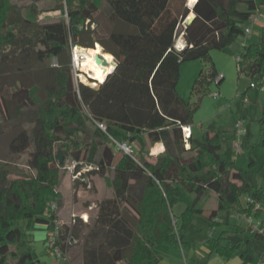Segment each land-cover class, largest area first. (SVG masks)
<instances>
[{
  "label": "trees",
  "instance_id": "trees-1",
  "mask_svg": "<svg viewBox=\"0 0 264 264\" xmlns=\"http://www.w3.org/2000/svg\"><path fill=\"white\" fill-rule=\"evenodd\" d=\"M104 1L105 10L93 0H65L54 10L64 11L67 20L41 23L38 16L45 10L35 3L33 18L23 15L12 0H0V100L5 111L0 126L13 123L19 129L9 143L11 154L32 148L25 164L30 172L14 161L0 160V264H40L19 222L27 219L54 230L58 226L63 207L57 189L63 165L58 149L77 163L76 171L87 165L95 167L92 173L111 168L114 174L109 180L114 197L98 205L85 239L83 264H160L174 246L192 242L188 228L195 215L203 214L198 203L207 190L218 195V206L208 216L212 228L219 225L221 211L243 217L263 214L264 189L247 178L231 145L222 148L224 138L232 142L234 133L207 130L196 141L192 131L186 146L183 127H193L199 104L180 96L177 85L181 64L197 59L209 62L210 70L207 75L200 72L193 91L199 92L208 78L217 79L211 51L225 50L237 37L246 36L244 27L264 0H196L192 5L190 0ZM191 12L195 17L185 26ZM179 34L185 40L180 49ZM258 38L246 45L238 60L240 74L256 83L264 78V25ZM97 42L114 56L116 66L103 83L91 87L76 81L71 48H94ZM223 79L219 77L218 85ZM35 85L40 100L30 105ZM89 122L95 130L86 146L75 136ZM261 123L264 128V116ZM135 142L140 148L122 151L116 160L110 143ZM148 142L151 147L165 145L155 162ZM241 196L254 202L244 205ZM181 203L185 209L178 214L175 208ZM256 203L261 208L256 209ZM235 227L209 237L207 259L216 252L228 260L238 256L240 264H261L264 246L256 242H264V233ZM236 235L242 237L233 242L230 237ZM191 261L188 264H195L197 258Z\"/></svg>",
  "mask_w": 264,
  "mask_h": 264
},
{
  "label": "rangeland",
  "instance_id": "rangeland-1",
  "mask_svg": "<svg viewBox=\"0 0 264 264\" xmlns=\"http://www.w3.org/2000/svg\"><path fill=\"white\" fill-rule=\"evenodd\" d=\"M12 2L20 8L23 15L28 17L34 18L31 8L33 3L36 4L38 10H45L40 14L44 19L38 16V20H41V23L56 22L62 19L67 20L64 11L54 10L56 6L64 5L65 0H12ZM93 2L105 10L106 4L104 0H93ZM240 8L245 9V6L241 5ZM259 12L263 14L264 8H260ZM181 37H183L182 34H179L177 38L179 39ZM258 40V36L252 34L239 36L225 50L213 49L211 51L212 61L219 75L223 76L224 79L218 85L216 79L210 80L208 78L199 92L193 91L195 81L202 70L205 75L209 73L210 63L201 59L183 62L180 68V79L177 85V91L185 100L199 104V108L193 118L194 138L196 141L201 140L202 133L207 130L223 131L226 134H232L235 132L236 122L238 120L244 122V127L247 132L244 139L246 138L247 143L243 146V152L239 156L234 153L237 156L239 165L246 171L247 178L255 185L264 189V128L261 123V118L264 113V92L258 88L250 87L251 79L246 74H240L237 60V56L244 50L247 44L256 43ZM38 69L39 66H35L33 71L34 76H37L36 72H38ZM78 74L80 75L78 77L79 82L92 87V80L88 79V75L81 68ZM38 76H40V73ZM99 84L101 83H98L94 87H98ZM214 93L219 94L213 96ZM31 96L32 98L29 100L30 105L39 102L40 94L37 85L31 88ZM0 118H5V111L1 100ZM18 130V127H14L13 123L1 124L0 160L14 161L20 168L30 172L25 164L28 158V152L32 148L22 155H14L9 152V143L17 134ZM94 130L95 125L89 122L87 129L75 136V139L80 140L83 145L90 146ZM232 142L225 137L222 143L223 150L228 145L232 146ZM110 145L115 150L116 160H118L122 155V151L125 150L121 144L110 143ZM151 145L148 142L149 150ZM138 148H140L138 142L132 144V150H137ZM56 151L57 154L59 152L62 153L63 163L59 173V184L57 186L63 201V207L58 211L59 220L57 224L61 226L59 247L61 248V254L70 264H82L85 239L97 217L98 205L103 200L114 197L113 187L109 183V180L113 179L114 174L111 168L106 169L104 174L92 173L95 167L82 165V173L76 175L77 163L69 154H66L60 149ZM149 155L151 162H155L157 155L156 157H153L151 153ZM58 162L60 163V161ZM188 195L193 199V195ZM240 200L242 204H246V196H241ZM198 207L204 209V213L195 215L192 224L188 228L189 236L199 244L198 251L204 256L202 259L198 258L195 264H240L241 260L238 256L228 260L216 252L210 256V259H207L210 249L206 246V242L209 237H218L222 231L230 230V225L236 226L240 222L244 226L247 225V230H252L254 227L264 230V207L262 206V216L253 217V225L245 217L241 218V220L237 219L238 217L233 215V211H221L219 221L222 224H219V227L217 224L215 228L209 226L208 220L210 212L217 207V199L212 195V191L207 190L205 192ZM184 209L185 205L181 203L176 206L175 211L180 214ZM19 227L32 240L33 256L39 260L40 264H62V258L56 255L55 250L51 248L50 244L51 237L54 235V229H49L47 225L27 219L21 220ZM230 238L233 242L236 241V239ZM256 244L259 247L264 246L263 241H257ZM191 245L192 242L190 244L186 242L183 246L179 245V251L186 253L188 247H191ZM169 256L160 264H185L184 262H175ZM261 264H264V260Z\"/></svg>",
  "mask_w": 264,
  "mask_h": 264
},
{
  "label": "built area",
  "instance_id": "built-area-1",
  "mask_svg": "<svg viewBox=\"0 0 264 264\" xmlns=\"http://www.w3.org/2000/svg\"><path fill=\"white\" fill-rule=\"evenodd\" d=\"M51 13V12H49ZM40 18L42 19V16H40ZM262 21L264 23V13H260L259 11L255 14L254 18L244 27V30H245V33L246 35H250L253 33V29L251 26L254 25V23L256 22H260ZM88 24H90V20H87L85 22V26H87ZM90 26L94 27L95 24H91ZM79 45H73L72 48H71V54H72V69H73V73H74V76H75V79L77 82L78 81V77H80L81 73L78 74L79 70H80V63L78 61V59H76V55L74 53V50L76 49V47H78ZM240 55L237 56V60H240ZM51 65L52 66H58V61L56 58H53L51 60ZM221 76V75H220ZM219 76V77H220ZM219 77L216 79V81L218 82V79ZM90 80L93 81L92 78H88ZM94 87V86H92ZM250 87L251 88H258L260 89L261 91L264 92V78L261 82L259 83H256V82H252L250 83ZM219 93H214L213 96H217ZM99 126L105 130V126L104 124H99ZM183 132H184V139H185V142H186V146L189 147L190 146V138H191V134H192V128L191 126H185L183 127ZM246 128L244 127V122L242 120H238L236 122V125H235V132H234V135H235V138L232 142V147H233V151L237 154V155H240L242 152H243V139L246 135ZM122 148L127 152V153H132V145H129L127 143H124V144H121ZM77 165V164H76ZM82 173L81 171H76V175L77 174H80ZM246 202H249V203H253L254 201L250 198V197H246ZM52 208L55 209L56 208V204L55 203H52ZM256 209H259L261 208V205L256 203V206H255ZM247 219V221L250 223V224H254V221H253V216H250V217H245ZM253 231H256V232H259V233H264V230H260L259 228H253L252 229ZM60 231H61V226H57L56 229L54 230V235L53 237H51L52 240H50V244H51V248H53L56 252V255L58 257H61L62 254H61V248L59 247V245H57V241H58V238H59V234H60Z\"/></svg>",
  "mask_w": 264,
  "mask_h": 264
},
{
  "label": "bare ground",
  "instance_id": "bare-ground-1",
  "mask_svg": "<svg viewBox=\"0 0 264 264\" xmlns=\"http://www.w3.org/2000/svg\"><path fill=\"white\" fill-rule=\"evenodd\" d=\"M196 0H190V5L194 4ZM193 16L191 12L189 14L190 18ZM187 18V19H188ZM185 45L184 37L177 38L176 46L177 48H181ZM76 55V59H78L80 63L81 70L88 75L89 78H92V86H97L98 83H103L110 72L115 69V59L111 53L105 52L102 45L100 43H96L94 48H83L76 47L74 50ZM97 57H101V61L97 62ZM164 150V146L162 144L157 145L153 149L154 153L161 152Z\"/></svg>",
  "mask_w": 264,
  "mask_h": 264
},
{
  "label": "crops",
  "instance_id": "crops-1",
  "mask_svg": "<svg viewBox=\"0 0 264 264\" xmlns=\"http://www.w3.org/2000/svg\"><path fill=\"white\" fill-rule=\"evenodd\" d=\"M263 8H264V6H262ZM261 7V8H262ZM193 13V12H192ZM263 25H264V23L262 22V21H260V22H256V23H254V25L253 26H251L252 27V29H253V33H252V35H255V36H258L259 37V35L261 34V30H262V28H263ZM263 116H264V113H263ZM192 131H193V133H194V130H193V127H192ZM213 131V130H212ZM233 134V133H232ZM198 141V140H197ZM245 143H247V140H246V138L245 139H243V146L245 145ZM159 144H162L163 146H164V150H165V145H164V143L163 142H157L154 146H152V147H150V150L149 151H151V152H149V153H151V155L153 156V157H156V155H158V154H160V153H162L163 151H161V152H157V153H154L153 152V149L155 148V147H157V145H159ZM235 154V153H234ZM235 156V159H236V162H237V164L239 165V163H238V161H237V156H239V155H237L236 156V154L234 155ZM253 160V159H252ZM240 166V165H239ZM212 195L214 196V198H216L217 199V206H218V195L215 193V192H213L212 191ZM200 202V201H199ZM199 204V203H198ZM245 205V204H244ZM217 208V207H216ZM203 210V213H204V209H202ZM213 210H215V209H213ZM181 213V212H180ZM233 213V215L235 216V217H238L237 219H240L241 220V218H243V216H241V215H239V214H237V213H235V212H232ZM220 215H221V212L219 213V215H218V217L216 218V221L219 223V224H222L220 221H219V217H220ZM59 220V219H58ZM58 220H57V222H58ZM239 220V221H240ZM229 222V221H228ZM228 224H230V223H228ZM237 225H242L245 229H247V225H243V224H241V222L239 223V224H237ZM217 227V226H216ZM218 227H219V225H218ZM230 229L231 230H236L237 229V227H235V225L234 226H231L230 225ZM238 237H242V235H236V236H234L233 238L234 239H236V238H238ZM192 245H191V247L189 246L188 247V250L186 251V253L184 252H182V251H179V245H184L186 242H184V243H179V244H177L176 246H174L173 248H172V250H171V254H170V259H172V260H174L175 262H184L185 264L186 263H188L189 261L190 262H192L191 260H192V258L193 257H196L197 259L199 258V259H202L204 256L198 251V249H199V244L196 242V241H193L192 240ZM188 244H190V242H187ZM82 264H83V262H82ZM171 264V263H170Z\"/></svg>",
  "mask_w": 264,
  "mask_h": 264
},
{
  "label": "water",
  "instance_id": "water-1",
  "mask_svg": "<svg viewBox=\"0 0 264 264\" xmlns=\"http://www.w3.org/2000/svg\"><path fill=\"white\" fill-rule=\"evenodd\" d=\"M194 17H195V15H194V13H193V16H191L190 18H188L185 22H184V25L185 26H187L193 19H194ZM177 47V46H176ZM101 61V57H97V62H100ZM115 66H116V63H115ZM111 73V72H110ZM109 73V74H110ZM108 74V75H109ZM126 152V151H125ZM58 157H59V160H60V162H62V153L61 152H59L58 153Z\"/></svg>",
  "mask_w": 264,
  "mask_h": 264
},
{
  "label": "clouds",
  "instance_id": "clouds-1",
  "mask_svg": "<svg viewBox=\"0 0 264 264\" xmlns=\"http://www.w3.org/2000/svg\"><path fill=\"white\" fill-rule=\"evenodd\" d=\"M95 46V45H94ZM190 147V146H189Z\"/></svg>",
  "mask_w": 264,
  "mask_h": 264
}]
</instances>
